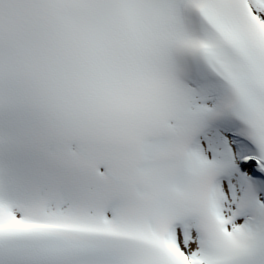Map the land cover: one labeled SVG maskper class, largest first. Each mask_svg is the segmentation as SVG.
I'll use <instances>...</instances> for the list:
<instances>
[{
  "label": "snow or ice",
  "instance_id": "1",
  "mask_svg": "<svg viewBox=\"0 0 264 264\" xmlns=\"http://www.w3.org/2000/svg\"><path fill=\"white\" fill-rule=\"evenodd\" d=\"M0 264H264V0H0Z\"/></svg>",
  "mask_w": 264,
  "mask_h": 264
}]
</instances>
